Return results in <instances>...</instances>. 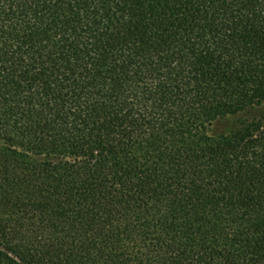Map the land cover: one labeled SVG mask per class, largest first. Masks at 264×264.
<instances>
[{"label": "trees", "instance_id": "trees-1", "mask_svg": "<svg viewBox=\"0 0 264 264\" xmlns=\"http://www.w3.org/2000/svg\"><path fill=\"white\" fill-rule=\"evenodd\" d=\"M264 0H0V264H264Z\"/></svg>", "mask_w": 264, "mask_h": 264}, {"label": "rangeland", "instance_id": "rangeland-1", "mask_svg": "<svg viewBox=\"0 0 264 264\" xmlns=\"http://www.w3.org/2000/svg\"><path fill=\"white\" fill-rule=\"evenodd\" d=\"M264 112V104L260 107H253L246 111L241 112L237 116H231L225 120L215 124L212 130L214 132H227L230 131L238 122L245 119L257 117V114Z\"/></svg>", "mask_w": 264, "mask_h": 264}]
</instances>
